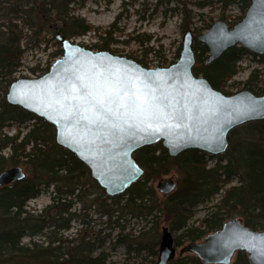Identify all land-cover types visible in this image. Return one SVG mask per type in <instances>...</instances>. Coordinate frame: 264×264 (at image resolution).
Listing matches in <instances>:
<instances>
[{"label": "trees", "instance_id": "1", "mask_svg": "<svg viewBox=\"0 0 264 264\" xmlns=\"http://www.w3.org/2000/svg\"><path fill=\"white\" fill-rule=\"evenodd\" d=\"M86 1L0 0V172L20 165L30 170L25 179L0 186V264H107L109 255L104 243L109 233L100 237L101 230L91 229L78 238L63 237L70 222L78 217L72 211L74 203L80 205L83 215L93 210L105 216L107 225L118 230V242H127L129 248L134 243L133 249L145 248L154 256L158 253L156 235L162 222L174 235L176 247L185 241H200L235 217L249 228L264 230V118L232 128L227 136L226 150L214 155L217 159L211 166L208 164L210 155L195 148L173 157L160 142L137 149L134 158L143 167V175L123 193L110 197L91 179L88 167L56 143L54 129L48 122L6 103L5 93L21 65L24 39L40 42L48 34L55 38L57 32L72 39L98 30L75 14ZM205 4L201 1L197 5L201 8ZM248 4L249 0H242L243 8ZM220 17L224 18V15ZM186 20L184 17V29L188 28ZM114 31L112 24L103 33L99 32L100 43L90 48L115 53L110 48L117 42L112 37ZM133 39L141 46L151 41L150 35L145 33L137 34ZM142 48L141 57H126L147 66L146 57L153 48ZM193 48L194 73L206 78L212 87L230 94L225 89L226 82L237 72L241 56L249 51L234 45L215 60L205 63L206 47L194 38ZM61 53L59 49L57 55ZM252 54L259 57L263 67L253 68L241 82L242 89L261 94L264 92V54ZM14 124L18 128L14 134L4 132V128ZM21 127L26 130H20ZM6 148L10 150L8 156L2 154ZM172 168L180 175L176 189L156 198L149 182L169 173ZM234 180L236 184L226 186ZM50 186L51 203L39 212H29L27 202ZM216 194H220V198L199 224H189L195 208ZM127 217L143 219L150 227L137 235L132 232L122 234L125 226L121 222ZM80 222L87 224L89 221L83 219ZM44 233L48 236L46 245L32 240L28 244L21 242L24 236ZM235 254L236 259L230 264H248L244 251ZM186 256L190 264H201L192 253L176 255L169 264H187Z\"/></svg>", "mask_w": 264, "mask_h": 264}, {"label": "water", "instance_id": "2", "mask_svg": "<svg viewBox=\"0 0 264 264\" xmlns=\"http://www.w3.org/2000/svg\"><path fill=\"white\" fill-rule=\"evenodd\" d=\"M61 55L38 77L13 80L5 101L11 106L33 113L54 129L55 141L69 150L89 169L91 179L107 196L123 193L144 172L135 160L134 152L160 142L171 157L195 148L211 155L222 154L227 146L229 131L243 123L264 118V92L240 89L231 94L218 90L206 78L193 71L194 36L187 31L182 36L177 59L164 66H144L132 58L106 49H91L60 32L55 34ZM206 47L205 63L215 60L223 51L239 45L247 51L264 54V0H249L245 14L231 27L216 20L195 36ZM99 75L129 92L166 97L163 111L179 113L170 119L127 118L123 133L113 136L105 130L84 127L68 114L66 107L56 103L69 78L76 75ZM121 123H123L121 121ZM23 167L10 166L0 172V186L25 179ZM177 182L161 178L156 189L161 194L172 193ZM170 230L164 227L159 239L155 264H169L184 253L196 255L204 264H230L237 251L247 254L248 264H264V230H254L241 219L226 220L221 228L208 233L200 241L183 244L177 251Z\"/></svg>", "mask_w": 264, "mask_h": 264}, {"label": "rangeland", "instance_id": "3", "mask_svg": "<svg viewBox=\"0 0 264 264\" xmlns=\"http://www.w3.org/2000/svg\"><path fill=\"white\" fill-rule=\"evenodd\" d=\"M206 2L204 7H199L198 2ZM246 11L243 8L242 0H87L86 3L75 11V14L83 17L92 27L97 28L96 32L90 31L85 35L72 38V41L84 44L89 47L95 43H100L98 37L99 32H104L114 24L115 31L112 37L117 41L112 43L110 48L115 50L116 54L127 56L141 57L145 46L152 47L153 50L147 54V66L153 67L156 65H168L174 62L181 49L182 36L185 32L191 31L194 38L197 34L205 32L207 27L216 20L225 21L230 27L236 23ZM221 14L224 18H221ZM184 17L187 18L184 29L182 24ZM145 33L150 35L151 41L141 46L133 37L137 34ZM40 42L35 40L24 39L21 43L23 50L21 55L20 66L13 74V77H38L43 75L49 65L55 60L57 52L60 48L59 43L51 35L42 37ZM194 43V42H193ZM239 46V45H237ZM97 50V48H94ZM133 59V58H132ZM237 72L227 80L226 87L230 94L242 89L244 80L247 79L253 68H262V62L258 56L247 52L244 53L238 61ZM17 126L4 128V132L11 135L17 131ZM20 130L25 131L23 127ZM10 150L8 148L2 151V154L8 156ZM134 155V154H133ZM208 164L213 165L216 161L214 155L209 154ZM26 174L29 169L24 165ZM27 177V176H26ZM171 177L178 183L179 173L172 168L171 171L159 178L152 179L149 184L153 187L155 197L160 198L161 193L157 191L156 184L161 178ZM140 179V178H139ZM236 184V180L226 186ZM50 186L47 190L42 191L36 198L30 199L27 202L26 209L29 212H39L46 205L51 203ZM153 197V198H155ZM220 194H216L207 202L200 203L194 210V214L189 224L198 225L204 215L210 210L211 206L218 201ZM72 211L78 215L77 218L70 222V228L63 232L64 238H78L81 233H85L91 229L101 230L99 236L109 233L104 247L108 253L107 264H155L157 256L149 255L148 250L133 249L136 244L128 247L127 242H118L116 228L113 225H107L105 216L93 210L86 211L83 215V210L80 209L78 203H74ZM89 221L87 224H82L80 220ZM125 227L122 234L132 232L134 235L147 230L150 223L140 218L127 217L126 221L121 222ZM167 225L162 222L159 225L158 234L156 235L155 246L158 250L159 239L162 229ZM168 228V227H167ZM169 231V229H168ZM172 239L174 235L170 233ZM155 239V238H154ZM36 241L43 245L47 244L48 236L46 233L39 236L29 237L24 236L21 239L23 244H28L29 241ZM187 241L183 242L186 244ZM182 244V245H183ZM177 246L176 251L182 246ZM189 254V253H187ZM187 264H190V259L185 257ZM236 259L234 254L231 263ZM201 264H204L201 262Z\"/></svg>", "mask_w": 264, "mask_h": 264}, {"label": "snow or ice", "instance_id": "4", "mask_svg": "<svg viewBox=\"0 0 264 264\" xmlns=\"http://www.w3.org/2000/svg\"><path fill=\"white\" fill-rule=\"evenodd\" d=\"M60 96L56 103L66 107L68 114L75 117L77 123L86 122V129L91 130L92 126H96L113 136L126 131L123 125L128 124L127 118L170 119L180 116L176 112L163 111V108L171 106L170 103L164 104L166 97L129 92L123 85L118 86L106 78L101 79L98 74L69 78Z\"/></svg>", "mask_w": 264, "mask_h": 264}]
</instances>
